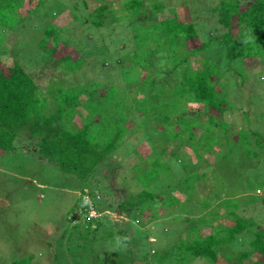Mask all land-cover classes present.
<instances>
[{"label": "trees", "instance_id": "obj_1", "mask_svg": "<svg viewBox=\"0 0 264 264\" xmlns=\"http://www.w3.org/2000/svg\"><path fill=\"white\" fill-rule=\"evenodd\" d=\"M145 1L119 0L118 9H114L112 7L114 2L96 0L95 6L86 12L90 27H102L106 30H112L114 27L120 28L119 30L128 28L125 32L137 38L136 44L127 51L123 45V57L117 56L114 62L120 71L122 83L134 80L135 76L132 72L137 69L131 64L123 65L127 59L132 61L137 59L140 65L138 69L143 70L138 76L140 82L135 86L134 94L132 93L134 89L131 92L132 99L128 94L126 99L142 113L144 110H155L189 100L201 103L203 112L198 110L178 112L174 119L169 113H163L160 122L143 120L141 123H136L130 118L131 108H122L128 102L122 105L123 99L121 101L120 97L116 99L118 94L115 93L120 84L99 86L100 84L88 80L77 85L65 86L64 80H59L43 87L45 75L30 72L23 63L26 59L22 57V61L19 60L18 52L10 53L3 44L0 47V157L23 146L28 150L31 149L41 159L56 165L61 172L75 176L81 184L82 193L87 192L94 204V210L100 214L90 222L83 221L85 230L80 231L82 237L79 240L83 243H94L95 239L100 238L101 251L106 249L105 241L119 244L114 248V253H121L123 256H118L119 258L112 264H126V258L130 264H152L151 262L192 264L196 259L209 264H264V227L252 216L241 215L238 211L240 207L236 204L231 191L221 196V193L216 192L219 187L210 190L212 196L208 195V198L196 200L198 210L209 206V198L217 201L215 208L209 212L211 218L218 220L216 224L210 223L203 217L198 218L197 223H194L187 217L184 220L191 223L178 235L174 243L151 253L143 252L142 255L137 256V259L133 255V239L119 228V235L115 234L114 230L118 223L101 214L111 210L127 213L132 219L142 223L139 219L144 208L151 207L154 202L166 203L164 192H161L163 195L157 192L159 175H165L171 170V166L170 163H163L156 151L157 148H154L153 139L163 145H166V141L176 140L181 144L180 149L187 147L197 160L205 154L211 157L212 149L218 150L215 154L217 157L225 159L231 158L238 151H244L249 158L258 154L256 149H264V137L260 133L244 129L231 132V125L223 126V122L219 121L224 112L232 110V105L229 104L223 90L228 83L224 80L225 71L229 69L236 79L238 78V81L235 79V84L238 83L241 87L246 85L249 89L246 91L245 88L246 92L243 93L246 105L253 104L255 94H259L262 96L260 105L264 107V84L259 81V77L262 75V79L264 73L253 78L254 74L248 76L243 70L234 67L243 65L250 59L259 58V67L264 68V0H211L213 4L209 12L215 20L205 23L200 15L193 14L191 17L186 10L179 14L177 8L180 7L174 5L166 7L165 3L156 0H150L147 5ZM22 2L23 0H0V39L5 38L4 30L11 32L17 30L15 26H9L6 19L13 11V7H20ZM42 3L43 0H37L33 8L27 10L26 15L17 18L16 25H27L32 30L40 32L37 40L28 42V45H33L37 51L40 50L44 54L46 63L51 61L52 65L57 67L62 65L64 73H73L76 68L75 63L78 61L81 64L82 59L85 60L83 65L86 66L92 52H89V49L85 51L84 45L88 46L91 43L85 35L83 38L85 42H80L84 49L82 46H75L76 49H73L72 53L68 50L70 45L63 37H60L58 43L53 42L52 46L48 47L53 36H60L59 26L47 22L41 28L36 26V23H27L28 14ZM82 3L87 6L85 1ZM147 9L151 13L150 26H144L145 30L141 31L139 29L142 28V20L136 18L139 19ZM164 10L171 16L159 18V14ZM74 19L76 20L77 17ZM15 42L17 45L19 41ZM151 45L153 47H150ZM159 49L165 50L163 57L166 60L172 59L171 66L167 67L163 77H157L152 71L144 70L156 58L153 55ZM129 51L132 52L131 57ZM2 56L11 57V60L3 62ZM192 57L196 59L198 66H188ZM99 67L106 68V74L114 81V76L109 72L114 66L108 68L105 63H101ZM172 73H177V77L172 78ZM174 89L180 92L179 96L172 95ZM152 100L155 102L152 103ZM78 108L86 110L85 115L82 116L84 123L80 128L67 123V119ZM202 115L205 116L204 119L200 118ZM260 118L264 121V111L260 114ZM138 130H146L145 142L149 149V160L145 165L142 161L144 159L135 152L141 158V162L131 168L138 174L149 166L152 173H144L143 178L150 187L123 195L125 197L116 204L107 203L105 196L111 190L107 186L109 175L115 176L116 171L120 169V164L111 157L116 154L122 141L128 140ZM163 145L159 152L167 154ZM185 145L187 146L183 147ZM124 147L128 148V142ZM178 155L175 162L182 164L184 170L174 169L172 175H175L177 185L181 186L184 197L182 200L186 203L195 191L196 182L203 178V173L194 169L186 171L190 163L185 166L184 156ZM111 162L114 165L109 168ZM138 164L143 165L142 171H139L141 167L139 168ZM211 166L215 172L216 165ZM168 183L166 184L169 188L171 185ZM174 190L180 191L178 187L172 191ZM98 194L101 196L96 198ZM169 199L174 204L179 201L174 195L169 196ZM80 200L82 204V196ZM171 204L168 202L169 206ZM82 207L79 213L87 211L86 204ZM220 208L224 214L219 211ZM100 219H104L109 226L105 227ZM224 220L231 222L228 225L222 224ZM91 222H94V228L88 226ZM204 226L212 230L208 234L201 235L199 230ZM149 243V241L146 243L147 246L151 245ZM48 246H51V243L48 242ZM105 255L107 253L99 257ZM73 261L85 264L79 257H73ZM100 264L110 263L100 261Z\"/></svg>", "mask_w": 264, "mask_h": 264}, {"label": "rangeland", "instance_id": "obj_2", "mask_svg": "<svg viewBox=\"0 0 264 264\" xmlns=\"http://www.w3.org/2000/svg\"><path fill=\"white\" fill-rule=\"evenodd\" d=\"M36 1L23 0L20 7H13V11L6 19V22L11 27L15 26L17 30H12V32L4 30L5 38L0 39V47L4 44L10 53L18 52L19 60L22 61V57L26 59L23 63L30 72L39 73L42 76L45 75L46 79L42 84L43 87H46L52 81L59 82V80H64L65 86L77 85L81 82H88V80L100 84L99 86L118 83L120 87L115 93L116 95L118 94L116 99L118 100L119 97L120 101L123 99L122 105L128 102L126 105L121 106L123 109L131 108L130 118L136 123H141L143 120L160 122L163 113H169L174 119L178 112H187L188 110L203 112L202 104L192 100L156 108L155 110H142L144 113L132 106L129 100L126 99V94L132 99V95L135 92L134 88L140 82L138 76L143 70L138 69L140 65L137 59L133 61L127 59L123 65L131 64L137 69L132 72L135 76L134 80L122 83L120 71L117 65H114V62L117 56L123 54V45L126 47L125 51H127L136 44L135 40L137 38L125 32L128 28L119 30L120 28L114 27L112 30H106L102 27H90L86 12L89 8L95 6L96 0H43L42 5L36 7L32 13L28 14L27 23H36V26L42 28L47 22H51L60 27V36H53L48 43V47L52 46L53 42L58 43L60 37L67 40L70 45L68 50L72 53L74 52L73 49H76L75 46L83 45L80 42H85L83 40L84 35L92 43H89L88 46L84 45L85 51L89 49V52H92L89 55V63L84 66L85 60L82 59L81 64L77 61L75 63L76 68L71 74L69 72L64 73L65 70H63L64 67L62 65L57 67L52 65L51 61L46 63V59L43 58L44 54L40 50L37 51L33 45H28V42L37 40L40 32L32 30L27 25H16L17 18L26 15L28 13L27 10L33 8ZM82 1H85L87 6H84ZM108 1L114 2L112 7L118 9L119 0ZM156 1L165 3L166 7L173 5L180 7L179 9L177 8L179 14L186 10L191 17L193 14L194 16L200 15L204 23L215 20L209 12L213 4L211 0ZM145 2L149 5L150 0ZM170 16L171 14L166 10L159 14V18L163 19ZM75 17H77L76 20L74 19ZM150 18L149 9L145 10L139 19L136 18V20H142V28L139 30H145L144 28L151 22ZM135 23H138V21H135ZM15 41H19L17 45H15ZM84 46H82L83 49ZM150 47H153V45ZM128 53L131 57L132 52L129 51ZM164 55L165 50L159 49L153 55L156 58L144 70L152 71L157 77H163L167 67L171 66L170 62L172 60H166L163 57ZM1 58L3 62L11 60V57L2 56ZM101 63H105L108 68L114 66L113 70L109 71L114 76V81L106 74V68L99 67ZM196 63V59L192 57L188 66H198ZM259 65L260 59L257 58L250 59L245 64L235 65L234 67L243 70L248 76L254 74L253 78H256L264 73V68H260ZM171 77L176 78L177 73H172ZM261 77L262 75L259 77V81L264 84V75L262 79ZM235 79L236 76L232 74L231 69L225 71L224 80H227L228 83L223 90L229 104L232 105V110L224 112L222 116L220 115L219 121L223 122V126L226 124L231 125V132L241 129L252 130L264 137V121L260 118V114L264 111V107L260 105L262 96L255 94L254 103L246 105L243 93L247 91L248 87L246 85L241 87L238 83L235 84ZM236 80L238 81V78ZM75 82L78 83L75 84ZM247 84L249 83L247 82ZM251 94L254 95V93ZM172 95L179 96L180 92L174 89L172 90ZM153 102L155 101L152 100ZM120 109L121 107H119ZM78 110H75L74 114L67 119L68 125L76 128H80L83 125L82 116L86 113L85 109L78 108ZM204 117L202 115L200 118L204 119ZM133 121L131 124H133ZM146 135V130H138L128 140L122 141L116 150V154L111 157L112 160H117V163L120 164V169L116 171L115 176L111 177L112 175H109L110 180L107 182V186L111 190L105 196L107 197V203L116 204L125 197L123 195L135 193L141 188L149 189V183L143 178L146 173H152L149 166L142 171L143 165L138 164L139 168L141 167L139 171H142L141 173L138 172V174L132 171L133 168H131L136 163L141 162V158L144 159L142 161L145 165L148 164L146 161L149 160V149L146 147ZM126 142H128V148L124 147ZM153 142L154 148H157L156 151L159 153V157L162 158L163 163H170L171 166V170L166 172L165 175H159L160 183L157 192L160 195H163L161 192H164L166 203L154 202L151 207L144 208L139 219L142 223L132 219L127 213H117L113 210L101 213L118 223L119 227L115 228V234H118L119 228L127 233L129 238L133 239L132 248H134L133 255H135V259H137V256L142 255L143 252L151 253L154 250H161L174 243L178 235L190 225L191 222L184 220L187 217L193 220L194 223H197L198 218L203 217L210 223L216 224L218 220L211 218L209 212L215 208L217 201L214 198L211 200L209 198V206L198 210L196 200L204 197L208 198V195L212 194L210 190H215L217 187L219 188L216 192L218 194L221 193V196H225L226 192L231 191L236 204L240 207L239 213L252 216L254 220L264 227V149H256L258 154L251 155L249 158H247L244 151H238L229 159L217 157L215 154L218 150L212 149L213 155L211 157L205 154L204 157L197 160L191 150L186 147L187 145L183 146L186 147L185 149H180L181 144H178L176 140L166 141V145L158 143L154 139ZM161 145L165 147L167 154L165 152L160 154ZM223 149L225 150V146H223ZM135 152H138L141 158ZM178 154L184 156L185 166L190 163L186 171L194 169L199 173H203V178L196 182L195 191L186 203H183L182 200L184 198L181 192L182 188L177 185L175 175H172L174 169L177 171L184 168L182 164L175 162V158L179 156ZM213 164L216 165L215 172L211 166ZM109 165V168H111L114 163L111 162ZM218 174H221V176ZM167 182H169L168 184L171 187L168 188ZM174 186L175 188H173ZM177 187L180 191H172ZM167 188L168 193L166 194ZM171 195H174L179 201L174 204L169 199ZM99 196L101 195L98 194L96 198ZM168 202L172 204L169 206ZM83 204H86L87 211L79 213L83 208ZM93 206L94 204L87 192L82 193L81 184L75 176L61 172L56 165L41 159L31 149L28 150L21 146L12 153H5L0 157V264H18L19 262H24L25 264H79V262L73 261V257L83 259L85 264H100V261L112 264L114 260L123 256L121 253H114V248L119 244H115L114 241H105L104 247L106 249L101 251L100 245L102 243L99 244L100 238L95 239L94 243H83L82 240H79L82 237L80 236V231L85 230L83 229V221L84 223L90 222L100 216ZM219 211L224 214L221 208ZM99 221L105 227L109 226L104 219ZM230 222V220H224L222 224L228 225ZM88 226L94 228V222H91ZM211 230L210 227L204 226L200 228L199 233L205 235L210 233ZM143 233H146V235ZM148 241L151 244L149 246L146 244ZM48 242L51 243V246H48ZM73 250L74 253L72 254ZM103 253H107V255L100 258L99 256ZM151 263L154 264L153 262ZM126 264H130L128 258H126ZM192 264L209 263L196 259Z\"/></svg>", "mask_w": 264, "mask_h": 264}]
</instances>
